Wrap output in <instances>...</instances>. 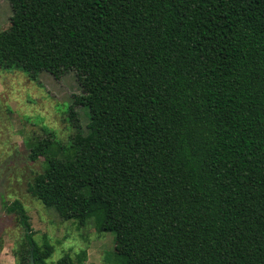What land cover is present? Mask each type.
Returning a JSON list of instances; mask_svg holds the SVG:
<instances>
[{"label":"trees","instance_id":"trees-1","mask_svg":"<svg viewBox=\"0 0 264 264\" xmlns=\"http://www.w3.org/2000/svg\"><path fill=\"white\" fill-rule=\"evenodd\" d=\"M8 2L0 68L81 66L91 86L68 106V145L30 148L44 166L29 194L80 224L98 215L123 247L110 264H264V0ZM5 210L21 263L46 264L22 203Z\"/></svg>","mask_w":264,"mask_h":264},{"label":"rangeland","instance_id":"rangeland-1","mask_svg":"<svg viewBox=\"0 0 264 264\" xmlns=\"http://www.w3.org/2000/svg\"><path fill=\"white\" fill-rule=\"evenodd\" d=\"M24 2L31 10L30 0ZM10 15L8 0H0V31L9 26ZM82 69L81 66L66 71L49 69L31 76L19 69L0 68V264H22L18 251L23 229L16 216L5 210V204L14 199L24 206L37 244L45 239L53 246L46 264H56L64 254L76 259L81 251L86 253L82 264H110L106 256L123 250L112 232L100 229L98 215L84 224L73 217L61 218L27 191L28 183L44 166L43 156L35 160L29 157L30 148L42 138L68 145L75 131L68 117V106L74 95L91 89L77 77ZM76 108L84 127L85 109Z\"/></svg>","mask_w":264,"mask_h":264},{"label":"water","instance_id":"water-1","mask_svg":"<svg viewBox=\"0 0 264 264\" xmlns=\"http://www.w3.org/2000/svg\"><path fill=\"white\" fill-rule=\"evenodd\" d=\"M30 264H34L32 256H30Z\"/></svg>","mask_w":264,"mask_h":264}]
</instances>
